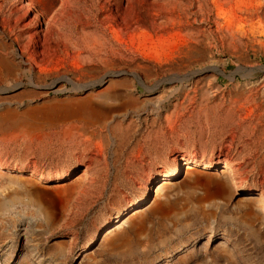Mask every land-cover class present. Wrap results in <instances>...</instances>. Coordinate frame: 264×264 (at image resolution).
<instances>
[{
    "label": "rangeland",
    "instance_id": "1",
    "mask_svg": "<svg viewBox=\"0 0 264 264\" xmlns=\"http://www.w3.org/2000/svg\"><path fill=\"white\" fill-rule=\"evenodd\" d=\"M67 1L0 0V264H264V0ZM106 90L126 106L94 125L21 117ZM194 160L208 178L172 192L181 209L104 248ZM218 172L229 192L199 205Z\"/></svg>",
    "mask_w": 264,
    "mask_h": 264
},
{
    "label": "bare ground",
    "instance_id": "2",
    "mask_svg": "<svg viewBox=\"0 0 264 264\" xmlns=\"http://www.w3.org/2000/svg\"><path fill=\"white\" fill-rule=\"evenodd\" d=\"M27 7L35 6L33 3H42L44 6V12L42 16L48 15V17H53L54 12L58 8L65 9L68 1L67 0H29ZM59 10V9H58ZM57 10V11H58ZM15 12V11H13ZM9 60L3 55H0V72L8 70L10 67ZM7 72V71H6ZM114 75V74H112ZM103 82V81H102ZM58 82L53 84V87ZM97 98V101L95 100ZM115 100V97L111 95V92L106 90L102 93H99L97 96H86L81 99H73L65 101L63 104L58 105L55 103L46 106L45 109L42 108H32L29 109L26 114L21 115L28 116L36 122L47 123V124H59V123H70L73 121H83L88 126L94 125L102 122L107 115V111L113 110V108H124L126 103H116L112 102ZM119 101V99H118ZM45 105V104H44ZM22 117V118H23ZM5 118L3 113L0 114V121ZM168 122V121H167ZM169 123V122H168ZM112 128V127H111ZM113 130L120 131L119 128L114 127ZM116 131V132H117ZM201 162L199 160H194L192 162L187 161V169L183 172L184 179L174 182L171 184V187H166L169 180L176 179L179 174V169H176L174 173L166 174L164 178L156 185V190L152 192L151 200L149 201L148 206L143 207L144 204L148 203L144 199L140 200L135 206L132 207L130 212L126 215L119 216L117 222L112 226L107 228L102 236V241H105L104 248H113L120 244L123 241V238L127 234V230L122 229V226L127 223L130 229L140 230L144 224V221H147V214L151 213L153 215L167 216L175 212V210L181 209V206L176 205L177 200L171 201L170 195L173 191L178 189L181 186H187L194 188L196 186L202 185L206 181L208 176L203 173L201 170H192L191 165H199ZM206 165V164H204ZM185 166V167H186ZM193 167V166H192ZM225 173L232 171L231 166H226ZM86 173H83L79 179H84ZM217 182L213 193H207L205 195H200L196 198V203H206L207 201H212L216 197L227 194L229 192L230 178L227 176H221V173L218 172L213 177ZM178 179V178H177ZM13 184H19V178L12 179ZM251 210L249 215L252 218H258L259 216L264 215V197L257 196L256 199L251 200V203H248ZM255 206L257 209H255ZM42 211L47 218H50V222L54 223L56 215L54 213V207L51 205H41ZM117 231V232H116Z\"/></svg>",
    "mask_w": 264,
    "mask_h": 264
},
{
    "label": "water",
    "instance_id": "3",
    "mask_svg": "<svg viewBox=\"0 0 264 264\" xmlns=\"http://www.w3.org/2000/svg\"><path fill=\"white\" fill-rule=\"evenodd\" d=\"M44 18H47L48 17V15H45V16H43ZM156 187V185L153 187V189Z\"/></svg>",
    "mask_w": 264,
    "mask_h": 264
}]
</instances>
